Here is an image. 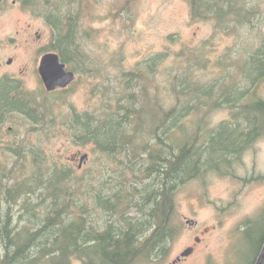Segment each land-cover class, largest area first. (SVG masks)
Returning <instances> with one entry per match:
<instances>
[{
	"label": "trees",
	"instance_id": "trees-1",
	"mask_svg": "<svg viewBox=\"0 0 264 264\" xmlns=\"http://www.w3.org/2000/svg\"><path fill=\"white\" fill-rule=\"evenodd\" d=\"M76 1L18 0L48 25L50 41L44 50L56 52L68 68L79 71L85 52L78 40L83 9ZM259 2L189 0L190 15L233 33L252 23L260 12ZM255 45L242 57L238 78L220 62L221 78L207 85L191 76L194 64L190 58L199 59V65L202 57L197 52L187 54L182 71L170 74L175 102L169 107L160 102L158 94L146 93L144 84L166 54L156 53L141 70L125 73L126 87L133 90L110 112L94 116L90 133L85 129V116H81L84 121H75V126L84 127L78 141L92 139L108 161L98 179L70 163L60 165L53 154H46L28 138L15 136L7 141L0 150L7 158H0V264H136L164 259L178 229L172 225L178 188L204 167L219 170L222 164L228 165V154L237 153L256 131L264 130L257 120L258 113L264 118V101L255 95L264 76V36ZM245 63H253L247 72ZM246 83L251 88L244 90L240 84ZM7 90L6 85L0 86V133L10 114L22 108L38 123V105L29 99L21 104ZM234 93L239 97L234 99ZM220 105L234 109L232 119L207 129L208 120L201 116ZM190 113L194 121L188 128L184 119ZM224 130L229 134L219 143L228 142L230 149H219L225 151L212 164L210 140ZM146 133L153 142L143 140ZM259 218L245 223V241L256 233V238L260 236L264 214ZM252 249L248 247L246 253L252 252L253 258L258 249Z\"/></svg>",
	"mask_w": 264,
	"mask_h": 264
},
{
	"label": "rangeland",
	"instance_id": "rangeland-1",
	"mask_svg": "<svg viewBox=\"0 0 264 264\" xmlns=\"http://www.w3.org/2000/svg\"><path fill=\"white\" fill-rule=\"evenodd\" d=\"M80 1L75 2L83 9L78 40L85 59L77 80L67 91L56 92H47L38 73L40 58L48 52L44 50L50 41L48 25L41 16L23 8L18 0L0 3V74L10 75L21 83L29 100L40 109L38 123L27 116L28 112L10 114L0 133V150L15 136L28 138L39 143L46 154H53L60 165L70 163L74 168H77L79 157L87 153V162L78 170L88 172L91 179L102 175L108 161L93 143L78 141L81 133L73 129L75 121H84L81 116L87 114L90 118L102 116L115 108L117 101H123L133 90L131 86L126 87L125 73L141 70L143 63L156 53L166 54L154 75L144 80V84L147 85L146 93L158 94L160 102L169 107L175 102L170 92V74L182 71L187 54L197 52L202 57L199 65L196 63L199 59L189 60L194 64L192 79L200 84L218 80L223 70L218 63L224 64L238 78V66L245 52L253 49L259 37L264 36V0H260V12L252 23L233 33L217 28L211 20L191 19L189 0ZM179 52L182 55L178 56ZM9 58L12 62L7 64ZM245 65L247 72L253 63ZM250 84L240 86L245 90ZM255 89L256 97L264 101V76ZM238 95L234 93V99ZM233 111V108L220 105L206 110L207 114L201 117L208 120L207 129H215L231 120ZM257 115L264 127L263 116ZM184 121L190 128L193 115L188 114ZM44 125H48V129ZM9 127L12 128L9 130ZM228 134L224 130L210 140L209 161L212 164L220 151H225L219 149L228 146V142H223ZM143 140L153 142L147 133ZM202 141L203 138L198 146ZM5 156L0 151V158L6 160ZM122 157L125 162L127 158ZM227 157L228 165L220 167L219 164V170L204 167L201 173L178 188L172 218V225L178 229L167 256L154 263L136 264H169L192 244L193 236L203 228L208 231L202 243L178 264H249L252 252L246 253L248 244L243 236L239 238V233L248 220H259L264 214V130L256 131L237 153ZM73 158L77 160L69 162ZM191 222L195 225H190ZM240 247L241 253L236 250Z\"/></svg>",
	"mask_w": 264,
	"mask_h": 264
},
{
	"label": "flooded vegetation",
	"instance_id": "flooded-vegetation-1",
	"mask_svg": "<svg viewBox=\"0 0 264 264\" xmlns=\"http://www.w3.org/2000/svg\"><path fill=\"white\" fill-rule=\"evenodd\" d=\"M13 4H16L15 2ZM50 52V51H49ZM47 53V52H45ZM44 53V54H45ZM43 55V54H42ZM61 61V60H60ZM12 62V59L9 58V60L7 61V64H10ZM40 62V61H39ZM62 62V61H61ZM64 63V62H63ZM65 65V70L67 71H72L74 73V79L71 83H69L68 85H66V87H57L51 91H47V92H56V91H67L69 89V87L77 80V77L79 75V72L77 70H72L70 68H68V65L66 63H64ZM2 69V65L0 64V70ZM41 78V77H40ZM2 85H6L9 90H7L8 92V96L11 98V99H14V100H19L21 102V104H23L24 102L28 101V97L29 95H26L24 93V90L22 89L23 85L21 83H17V80H15L12 76L10 75H7L5 73H1L0 74V86ZM22 106V105H21ZM26 108V107H24ZM23 111V112H22ZM25 109L22 108V110H18L16 111L17 113H25ZM27 112V111H26ZM92 117L90 118L87 114L86 116V123H85V129L87 131V133L91 131V127H92ZM12 127H9V130L11 129ZM75 131H80V133L82 134V131L84 130V127L82 124L79 125V127H77V125L73 128ZM80 134V135H81ZM77 136V134H76ZM90 137V136H89ZM88 137V138H89ZM248 141V140H247ZM246 141V142H247ZM87 144H92V139H88L87 140ZM244 144V143H243ZM83 155H87V153H84ZM81 155L79 157V161H78V164H77V168H81L86 162H87V159H88V155L87 157L82 161L81 157L83 156ZM77 159L76 158H73V159H69V162H74L76 161ZM264 222L262 223V229H263V225ZM190 225H195V222H191ZM215 227V226H214ZM207 228H203L202 230L199 231L198 234L194 235L193 236V242L191 245H188L183 251H181L178 255L175 256V258L169 263V264H178L179 262H182L184 260H186L188 258V256L192 255L195 250L197 249L198 245H200L204 239V236H205V233L207 232ZM243 236V239L245 237V231H244V227H243V230L241 233H239V238ZM257 236V233L256 235H252L251 238L249 239V241H246L247 244H248V247L252 246V250L255 249V246L256 248L258 249L257 252L255 253V255L253 256L252 258V261L250 264H255L256 260H257V257L260 253V250H261V247L263 246L264 244V229L262 230L260 236L258 238H256ZM253 237V238H252ZM256 239V240H255ZM239 240V239H238ZM251 240V241H250ZM186 249H190V253L188 255H182V253L186 250ZM241 249V247L239 248ZM236 250L239 252V250L236 248ZM237 253V252H236Z\"/></svg>",
	"mask_w": 264,
	"mask_h": 264
},
{
	"label": "water",
	"instance_id": "water-1",
	"mask_svg": "<svg viewBox=\"0 0 264 264\" xmlns=\"http://www.w3.org/2000/svg\"><path fill=\"white\" fill-rule=\"evenodd\" d=\"M38 73L47 91H51L57 87H66L74 79L72 71L65 70V65L60 61L56 52H47L40 58ZM87 157L83 155L82 161ZM190 249H186L182 255H188ZM264 259V244L257 257L255 264H261Z\"/></svg>",
	"mask_w": 264,
	"mask_h": 264
}]
</instances>
